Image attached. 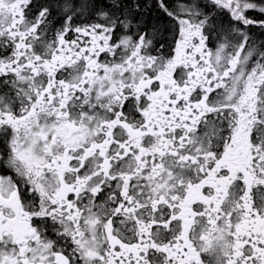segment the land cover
<instances>
[{
  "label": "snow or ice",
  "instance_id": "obj_1",
  "mask_svg": "<svg viewBox=\"0 0 264 264\" xmlns=\"http://www.w3.org/2000/svg\"><path fill=\"white\" fill-rule=\"evenodd\" d=\"M264 0H0V264H264Z\"/></svg>",
  "mask_w": 264,
  "mask_h": 264
},
{
  "label": "flooded vegetation",
  "instance_id": "obj_2",
  "mask_svg": "<svg viewBox=\"0 0 264 264\" xmlns=\"http://www.w3.org/2000/svg\"><path fill=\"white\" fill-rule=\"evenodd\" d=\"M261 39H264V37H260Z\"/></svg>",
  "mask_w": 264,
  "mask_h": 264
}]
</instances>
